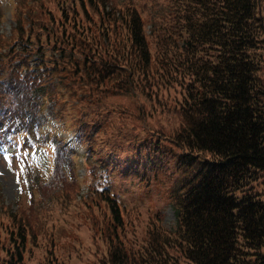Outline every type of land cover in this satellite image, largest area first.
<instances>
[{
    "label": "trees",
    "instance_id": "1",
    "mask_svg": "<svg viewBox=\"0 0 264 264\" xmlns=\"http://www.w3.org/2000/svg\"><path fill=\"white\" fill-rule=\"evenodd\" d=\"M81 1L110 8L109 26L110 20L120 21L110 0ZM73 6L45 1L47 28L42 30L54 44L56 31L74 23ZM78 9L83 12L85 5ZM120 12L129 43L122 45L118 32L110 30L106 72L115 66L95 91L122 116L132 110L126 128L140 132L134 144L114 150L115 162H129L146 181L149 163L139 167L140 157L132 160L135 145H144L164 149V156L175 161L177 178L188 170L192 177L184 202L167 187V200L176 209L175 238L165 235L158 219L121 211L110 193L96 194L95 210L105 225V207L109 224L98 231L99 252L109 264H264V0H175L157 21L153 54L136 13ZM66 65L86 87L104 68L103 61L100 70ZM22 89L40 90L36 85ZM23 222L20 216L14 221L16 234L6 233L11 250L0 246V264H23ZM122 226L120 239L116 229ZM39 251L38 264H62L51 250Z\"/></svg>",
    "mask_w": 264,
    "mask_h": 264
},
{
    "label": "rangeland",
    "instance_id": "2",
    "mask_svg": "<svg viewBox=\"0 0 264 264\" xmlns=\"http://www.w3.org/2000/svg\"><path fill=\"white\" fill-rule=\"evenodd\" d=\"M45 1L47 0H0V58L4 54H8L7 64L2 66V71L0 73V85L2 81L9 80V72L11 69L14 71V68H10L11 65L15 63H20L23 61V54L21 48L28 47L37 37V29H39V23H41V15L43 9H45ZM18 22V24H16ZM16 25V26H15ZM13 26H15V31H13ZM10 29L12 30L10 33ZM62 30V29H61ZM18 46L19 49H18ZM21 55L22 59L13 62V59H17ZM48 68H51L50 63H46ZM2 80V81H1ZM5 104L4 99L0 97V106ZM25 116V114H24ZM7 121V120H6ZM9 121V120H8ZM5 126V122L2 123ZM3 127L0 124V131ZM17 163L9 165L7 164L2 157H0V201H1V211L6 214V212L11 208L12 211L22 208L26 214L25 216L29 217L30 215V204L28 202L27 190L24 187L23 182L20 179H17L19 174L17 173ZM125 165V164H124ZM83 171H81L82 175ZM137 178L131 174L130 170H122L121 174H127L128 178L131 180L127 181L124 184L123 189L127 190L129 193L127 195V200L131 203L132 208L140 210L141 212H146L148 209L152 208L154 201L151 192L145 187L144 181L141 179L138 172H136ZM165 187L171 186L172 180L170 179L169 171L162 177L161 181ZM72 206L67 208L65 211L68 214V211L72 210ZM80 215L81 220L78 218L72 219L68 223L69 233L65 229H61L59 239L62 244L69 243V245H74L76 248V255L73 258V263L81 262L78 259L79 254L82 256L83 249L92 250V247L88 246V241L91 239L92 235L84 234H74V232H80L83 228L87 231V228L91 229L94 232L93 226L96 225L98 229L100 226L103 227V231L107 230V225H100V219L98 213H96L92 208L82 209ZM162 211L164 216V225L167 229L172 228L174 224V215L171 209L162 204L158 209ZM59 216L57 215L56 218ZM52 216L47 217L49 224L51 223ZM88 218L90 221H88ZM1 226V225H0ZM1 236V234H0ZM57 243L59 242L58 237L56 236ZM95 241V239H93ZM96 242V241H95ZM95 251V250H94ZM63 258V255L59 256ZM102 252L96 250L95 260L96 264L102 263ZM82 263V262H81Z\"/></svg>",
    "mask_w": 264,
    "mask_h": 264
}]
</instances>
